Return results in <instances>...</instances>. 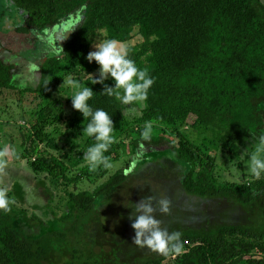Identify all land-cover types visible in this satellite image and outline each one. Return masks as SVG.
<instances>
[{
	"label": "trees",
	"instance_id": "16d2710c",
	"mask_svg": "<svg viewBox=\"0 0 264 264\" xmlns=\"http://www.w3.org/2000/svg\"><path fill=\"white\" fill-rule=\"evenodd\" d=\"M26 16L30 30L44 32L85 8L83 20L73 30L62 57H49L41 64L37 89H25L41 102L28 121L22 159L37 176L51 177L65 186L75 185L88 172L70 178L71 170L85 164L83 158L95 141L87 137L80 158L69 164L60 156L56 137L65 123L69 131L83 134L88 121L81 113L59 100L64 81L89 74L83 86L93 89L89 101L93 109H103L113 120L115 143L105 153L118 156L114 146L127 136L133 124L181 127L172 134L161 129L149 139L154 147L169 144L177 158L188 166L183 189L203 199L228 198L242 207L260 205L253 225H220L211 230H186L179 234V253L142 264H264V177L248 176L241 154L255 148L254 138L264 135V4L261 0H11ZM105 32L107 40L142 42L126 49L128 58L147 70L155 83L144 102L141 116L129 120L125 107L115 95L109 97L104 85L93 84L99 66L87 59L95 40ZM15 66L0 58V96L15 90ZM114 87V81L105 82ZM26 130V131H27ZM134 130V129H132ZM175 140L177 145H175ZM147 143L143 137L132 146ZM164 146V145H163ZM255 150V149H254ZM56 152H59L57 155ZM115 157V158H116ZM119 157V156H118ZM245 182L225 181L220 162L234 163ZM103 176H107L106 169ZM234 176V175H232ZM127 177L123 170L95 192L69 194V207L77 220L95 210L97 200L114 190ZM11 212L0 210V264H47V240L66 234L55 233L39 239L24 236L15 226L21 211L8 195ZM66 217L69 218V215ZM67 219V218H66ZM64 217L61 223L66 222ZM77 223V225H78ZM51 243V242H50Z\"/></svg>",
	"mask_w": 264,
	"mask_h": 264
},
{
	"label": "rangeland",
	"instance_id": "374dc122",
	"mask_svg": "<svg viewBox=\"0 0 264 264\" xmlns=\"http://www.w3.org/2000/svg\"><path fill=\"white\" fill-rule=\"evenodd\" d=\"M261 1L264 4V0ZM84 11L85 8L54 28L44 32L30 30L29 35H24L17 34V31L27 26L24 13L11 0H0V58L15 66V90L0 96V151L7 150V168L0 173V188H8V195L11 194L21 208V211L16 212L15 226L18 231L30 239L55 233L66 234L64 241H61L62 237L51 238L49 242L47 240V264H142L171 253L154 252L146 246L133 243L135 231L132 223L136 215L143 214L137 212L136 206L142 201L146 202L149 197L154 198L151 206L155 218L169 234H183L189 229L211 230L224 224H256L260 205L242 207L228 198L203 199L188 195L182 185L188 166L177 158L169 144L154 147L148 139L146 144L132 146L134 141L142 138L145 125L133 124L129 134L114 146L119 157L109 159L112 168L107 169V176H103L106 169L99 167L93 170L87 162L71 170L70 178H75L80 177L82 170L88 167V172L80 178L77 186H65L51 177H39L33 173L28 162L22 159L23 141L28 133V121L41 101L34 94L22 91L37 89L41 77L40 67L47 58L62 57L73 30L83 20ZM104 40H107V34L100 32L95 44ZM142 41L141 36L136 35L131 42L119 43L118 46L126 52L128 47L137 46ZM94 45L90 52L96 50ZM94 75L99 76V71ZM89 77V74H82L70 78L80 81L83 86ZM74 94L75 89L64 84L56 97L68 105V111H71L69 101ZM124 107L127 117L134 122L141 116L144 103ZM132 108L136 109L135 114H129L128 110ZM60 128L62 134L56 137L60 156L72 164V161L80 158L87 136L74 134L65 123ZM161 129L169 130L172 134L185 130L184 134L190 138L196 136L187 128L162 125L152 126V135H157ZM254 149L249 147L241 154L248 176H251L248 156L244 154H251ZM237 163L238 160L232 164L220 162L219 173L225 181L234 179L245 183L250 179L248 176L243 179ZM122 170L127 179L99 198L95 210L84 215L78 223L76 209L69 207V194L95 192ZM160 199L170 202L168 213L160 211ZM63 217L67 221L61 223ZM171 262L169 260V264Z\"/></svg>",
	"mask_w": 264,
	"mask_h": 264
},
{
	"label": "clouds",
	"instance_id": "9594fccd",
	"mask_svg": "<svg viewBox=\"0 0 264 264\" xmlns=\"http://www.w3.org/2000/svg\"><path fill=\"white\" fill-rule=\"evenodd\" d=\"M116 40H104L95 44V51L88 54L90 63L95 62L99 66V78H94L93 84L104 85V93L109 97L115 95L116 99L123 105H140L148 100L149 91L155 83L154 78L148 71L139 69L135 62L128 58L126 52L122 51ZM114 81V87H109L105 82ZM70 88L75 89V94L70 98L72 107L81 113L87 126L83 128V134L94 139L95 143L88 147L84 153V160L88 167L95 170L103 167L112 168L108 156L105 155L115 143V126L112 117L103 109H93L89 101L93 97L91 87L82 86L80 81L69 78L64 81ZM129 114H135L136 109L128 110ZM152 123L145 124L142 137L145 140L151 138ZM255 150L248 156V167L252 176L259 180L264 177V135L254 138ZM7 150L0 151V173L7 168ZM8 188H0V210L11 212L8 198ZM154 198L149 197L136 206L138 213L132 228L135 231L133 243L141 247H148L154 252L168 254L169 252L179 253L182 245L179 243V234H169L160 227V222L155 218L151 202ZM170 202L167 199H160L158 207L162 213L169 212Z\"/></svg>",
	"mask_w": 264,
	"mask_h": 264
}]
</instances>
